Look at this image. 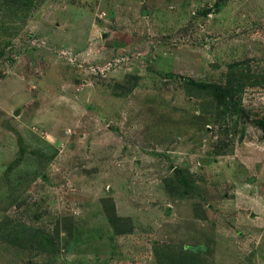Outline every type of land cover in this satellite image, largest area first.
<instances>
[{"label": "rangeland", "instance_id": "obj_1", "mask_svg": "<svg viewBox=\"0 0 264 264\" xmlns=\"http://www.w3.org/2000/svg\"><path fill=\"white\" fill-rule=\"evenodd\" d=\"M0 264H264V0H0Z\"/></svg>", "mask_w": 264, "mask_h": 264}, {"label": "trees", "instance_id": "obj_2", "mask_svg": "<svg viewBox=\"0 0 264 264\" xmlns=\"http://www.w3.org/2000/svg\"><path fill=\"white\" fill-rule=\"evenodd\" d=\"M194 85H196L198 88H202V89H209L210 86L209 85H206V84H198V83H194ZM213 94L216 96V92H213ZM217 98V97H216ZM218 101V99H217ZM219 102V101H218Z\"/></svg>", "mask_w": 264, "mask_h": 264}]
</instances>
